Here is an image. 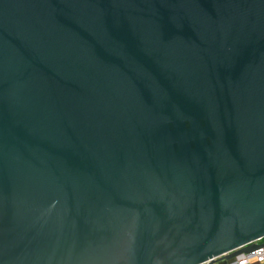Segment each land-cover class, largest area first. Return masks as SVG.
<instances>
[{
  "label": "water",
  "instance_id": "obj_1",
  "mask_svg": "<svg viewBox=\"0 0 264 264\" xmlns=\"http://www.w3.org/2000/svg\"><path fill=\"white\" fill-rule=\"evenodd\" d=\"M261 239L264 0H0V264Z\"/></svg>",
  "mask_w": 264,
  "mask_h": 264
},
{
  "label": "built area",
  "instance_id": "obj_2",
  "mask_svg": "<svg viewBox=\"0 0 264 264\" xmlns=\"http://www.w3.org/2000/svg\"><path fill=\"white\" fill-rule=\"evenodd\" d=\"M255 244L259 246L256 251L227 262L229 264H264V239L255 242ZM204 264H211V262Z\"/></svg>",
  "mask_w": 264,
  "mask_h": 264
},
{
  "label": "crops",
  "instance_id": "obj_3",
  "mask_svg": "<svg viewBox=\"0 0 264 264\" xmlns=\"http://www.w3.org/2000/svg\"><path fill=\"white\" fill-rule=\"evenodd\" d=\"M218 264H229V262L223 260V261H220Z\"/></svg>",
  "mask_w": 264,
  "mask_h": 264
}]
</instances>
